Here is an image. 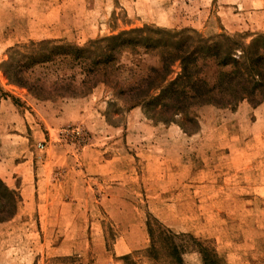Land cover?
<instances>
[{"label": "rangeland", "instance_id": "1", "mask_svg": "<svg viewBox=\"0 0 264 264\" xmlns=\"http://www.w3.org/2000/svg\"><path fill=\"white\" fill-rule=\"evenodd\" d=\"M222 19H234L235 28L226 29ZM144 28L206 39L225 33L250 43L264 35V0H0V102L10 98L12 106L0 111V177L20 195L13 218L0 223V264H264V99L257 112L245 100L196 106L164 122L170 116L158 101L142 102L147 92L148 99L160 95L148 78L162 67L160 51L144 50L143 40L136 48L114 43L113 62L105 52L86 53L84 59L101 62L87 86L69 61L35 63L27 87L11 84L3 72L13 49L31 42L86 48ZM72 51L58 49L54 59ZM61 70L71 80L53 86ZM180 73L176 63L169 80ZM36 79L46 83L45 92L33 87ZM80 107L100 121L98 131L85 119L74 121ZM63 113L70 121L57 124ZM113 128L121 132L105 133ZM95 138L119 143L111 153L129 174L97 182L80 150ZM128 141L146 147L128 150ZM46 157H57L50 172L65 177L67 194L48 215L23 204L18 189V177L40 174ZM28 160L38 165H21Z\"/></svg>", "mask_w": 264, "mask_h": 264}, {"label": "trees", "instance_id": "2", "mask_svg": "<svg viewBox=\"0 0 264 264\" xmlns=\"http://www.w3.org/2000/svg\"><path fill=\"white\" fill-rule=\"evenodd\" d=\"M245 39L225 33L206 39L192 32L172 33L144 28L93 41L86 48L60 45L51 40L31 42L13 49L9 61L3 66V72L11 84L27 87L30 83L27 75L35 63L47 65L58 60L57 64L61 66L69 61L71 69L77 67L81 71L78 74L81 76L79 84L87 86L101 62L84 59L86 53L105 52L110 54L107 59L113 62L114 59H110L114 43L117 44L116 48H136L139 44L137 41L143 40L144 50L160 51L162 67L153 69L148 78L149 81H157L152 89L160 90V95L148 99L150 94L147 92L141 97L142 102L158 101L162 113L170 116L164 122L172 123L175 116L196 106L230 107L245 100L255 107L261 104L264 99V35L257 36L250 43ZM65 47H72V54L65 53L59 59H54L55 51ZM176 63L180 64L181 73L171 81L169 77ZM61 73L54 75L53 86L71 80L67 79L69 77L64 70ZM45 85L36 79L33 87L45 92ZM64 89L55 88L54 91ZM34 95L40 99L38 93ZM19 202L20 195L0 177V223L13 218Z\"/></svg>", "mask_w": 264, "mask_h": 264}, {"label": "crops", "instance_id": "3", "mask_svg": "<svg viewBox=\"0 0 264 264\" xmlns=\"http://www.w3.org/2000/svg\"><path fill=\"white\" fill-rule=\"evenodd\" d=\"M233 20L234 19H231V20L222 19L221 22H222V25H224V27L226 29L231 30V28L232 29L235 28V23H232ZM249 24H251V23H249ZM255 27L256 26H252V28H255ZM8 99L7 100L4 99L0 102V111L1 112H3V111L6 112V110H11L12 106H10V103H9L10 98H8ZM260 107L261 106L255 108V112L260 110ZM65 108L68 109V112L70 110H73V109H69L70 108L69 106H67ZM77 110L78 111H76V112L74 111V121L80 122V121H83L85 119L86 120L85 121L86 126L88 128L91 127L92 129H95L94 131L99 130V127H98L99 126L98 124L100 123L99 120L94 121L96 123V126H95L94 122H92L90 119H88L89 118L88 114L82 113V111L84 110L83 108L80 107ZM65 112L67 114V110ZM66 114L63 113L62 117L56 119L57 124L63 123L61 121H64V122L70 121L69 119L66 118ZM259 114H261V113H259ZM47 122H48L47 125L50 126V124H51L50 120H48ZM131 129L132 128L128 127L126 129V132H130ZM170 129H173V128L170 127ZM120 132L121 131L119 129L113 128L112 130H109L108 132H105V133H108V135H112V134H118ZM257 134H258V131L256 130L254 132V137H253L254 140L256 139ZM12 137H16V136H12ZM140 137H141V135H140ZM106 139L110 140V138H107V137H106ZM95 140H96V142H91L90 145L84 146V147L80 148V150H81V153L84 156V158L89 159L88 160L89 162H87V159H84V160H86V162H84V165H86V166L88 164L90 165L91 174H93L94 177H96L97 182H99V181L100 182L101 181L106 182L104 176H107L108 179H112L110 177L111 174L113 175V174H119L120 173L122 176L129 174L130 171L125 170V169H127L126 164L123 162L121 164H118L117 161H119L120 159L116 158V156H117L116 153L115 154L111 153L112 151L114 152V150H117L116 148H113V147L115 145L119 146L118 145L119 143L110 142V141H108V142L107 141L106 142L101 141L100 142L96 138H95ZM156 143L157 142H155V144H154L155 149H157ZM39 145L40 144H38L37 147ZM124 146L125 147L129 146L128 150H132L130 148V146H132L136 150H138V152L145 149V147H146V145L143 142H136L135 146H133L130 141L126 142V144H124ZM235 152L236 153L238 152V148L235 149ZM136 155L139 156L140 154H136ZM241 158L242 157L239 156V157H236L235 159L237 161H239V160L241 161L242 160ZM29 160L25 163H22L21 165L32 164V166L35 167V165L39 164V166H41V167H39L40 168L39 170H41V173L37 174L36 176L33 174V176L31 178L27 177V176L23 177V175H20L18 177L20 179V184L18 186V189H19L20 194L23 198V204L30 206L31 203H33V204L37 205L38 208L44 207L45 208L44 212L46 213V215H48L49 212L52 210V208L55 207V203H58V204L61 203V202H59V199H61L63 197L67 198V194H66V190H65V184H66L65 177L59 176V175H54V174H51V172H50V171H53L52 168L55 165H57V163L55 162V160H57V157H56V159H55V157H46L45 161L43 162V165H40V163L37 164V162L32 161V160L29 161ZM33 170H35V169H33ZM2 171L4 173H6L7 175H9L7 170L2 169ZM239 177H241L240 174L235 173L234 179L237 180ZM10 179L12 180V182H16V180H17V179H15V180L12 179V177ZM229 179H231V178H229ZM257 180L258 179H256V181ZM30 182H33V186L28 184ZM13 186L17 189V186L15 183H13ZM252 195H253V193H252ZM254 195L257 196V197H254L255 199H257L259 196L257 189H256ZM40 199H43L42 202H40ZM42 203H43V205H41Z\"/></svg>", "mask_w": 264, "mask_h": 264}, {"label": "built area", "instance_id": "4", "mask_svg": "<svg viewBox=\"0 0 264 264\" xmlns=\"http://www.w3.org/2000/svg\"><path fill=\"white\" fill-rule=\"evenodd\" d=\"M67 131L70 132L75 137L85 136V133H84L83 129H81V128H76V129H70L69 128L68 130H66V132ZM39 148L43 149V147L41 145H39Z\"/></svg>", "mask_w": 264, "mask_h": 264}]
</instances>
